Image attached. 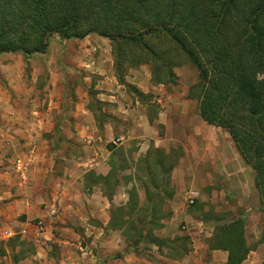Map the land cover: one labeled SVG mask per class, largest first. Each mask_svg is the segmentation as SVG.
I'll return each instance as SVG.
<instances>
[{"label":"rangeland","instance_id":"1","mask_svg":"<svg viewBox=\"0 0 264 264\" xmlns=\"http://www.w3.org/2000/svg\"><path fill=\"white\" fill-rule=\"evenodd\" d=\"M116 43L93 33L85 39L68 40L52 35L44 53L0 56V166L9 173L10 190L22 191L19 182L25 181L15 170L19 158L27 164L26 182L32 177L37 183L34 192L47 191L42 208L51 205V195L60 191L62 184L67 185L84 174L86 186L99 183L111 205L110 212L122 225V253L135 255L138 264H168L169 257L189 250L192 239L200 237V227L202 233L210 230L209 224L199 226L194 221H202L204 205L205 210L219 205L226 220L233 214L244 213L245 230L246 225H256L250 218L264 214V207L255 188L254 171L242 160L226 130L201 120L197 101L189 96L190 88L198 83L194 67L182 59V64L166 75L162 68L160 72L155 70L150 62L132 66L121 58ZM139 55L134 52L130 58ZM112 78L118 84H126L122 85L134 104L135 99L141 102L161 140L154 136L155 139L148 137L143 144L132 139L121 145L110 142L107 163L111 175L99 181L94 170H90L95 167L90 164H95L93 158L101 159L102 153L107 154L102 147L103 139L96 141L97 132L87 129L83 133L82 128L83 123L96 125L109 117L114 119L111 110L114 101L106 99L109 92L101 88L103 82L110 83ZM137 109L140 110V105ZM159 113L162 124L158 123ZM33 145L38 149L31 152L28 149ZM39 155L41 159L44 157L39 162L43 164L34 170L33 161ZM83 162L90 164L84 167ZM50 169L53 178L48 180ZM87 169L90 171L86 172ZM119 191L121 196L118 195L115 205L113 195ZM192 192L197 194L194 198ZM58 196L57 211L51 214V218H58L49 219L58 236L50 242L49 258L41 255L33 258L37 252L34 244L23 241L19 245L20 237L12 235L8 241L0 242V264H120L123 255L115 247L74 241L72 229L79 231L88 218L83 214L71 215L70 208L63 211L60 208L63 201ZM175 196L177 205H182L190 217L184 218V213L173 205ZM260 218L263 227L264 215ZM255 240H250L252 245ZM83 251L92 252L83 258L80 256ZM95 253L103 260L91 258ZM70 255L77 258H67Z\"/></svg>","mask_w":264,"mask_h":264},{"label":"trees","instance_id":"2","mask_svg":"<svg viewBox=\"0 0 264 264\" xmlns=\"http://www.w3.org/2000/svg\"><path fill=\"white\" fill-rule=\"evenodd\" d=\"M92 33L117 42L132 66L150 62L166 75L182 59L194 67L198 83L189 96L199 116L229 133L254 171L264 207V0H0V55L44 53L52 35ZM134 52L140 55L130 58ZM213 218L209 247L228 251L230 264L241 263L250 249L242 219L200 216ZM115 219L112 212L110 227L122 231Z\"/></svg>","mask_w":264,"mask_h":264},{"label":"crops","instance_id":"3","mask_svg":"<svg viewBox=\"0 0 264 264\" xmlns=\"http://www.w3.org/2000/svg\"><path fill=\"white\" fill-rule=\"evenodd\" d=\"M0 56L6 58L12 57L13 55L5 53ZM8 65L11 66L12 64L8 63ZM113 79L114 78H112V80L110 79V83L103 82V86L101 88L104 87L105 91L109 92L105 94L106 99L114 101L111 109L113 112L112 117L114 119H110L109 117L108 120L106 119L102 122H98L96 125L95 122L93 124L90 123V125H85L83 123L84 128H82L83 133L87 129L97 132L96 141L101 142L103 139L102 147L107 153L105 156L102 153L101 159L88 157L93 158L91 161H94L95 164H90V162L82 163L84 167L89 164L90 167L94 166L95 168L90 170H94V175L96 177H106L110 172V164L108 165L107 163V159L110 155V150L108 149V144L110 142L114 144H116V142H120L119 145H121L132 139L138 140V142L143 144L142 141H145L148 137L155 139L154 136H157V138L161 140L156 127L151 125L152 123H150L149 118L146 116L145 110L141 107V102L135 99L136 101L134 104L132 98L130 99L127 95V90H124L125 86L118 84L116 80ZM140 88L142 89L144 86H140ZM146 88H148V86H146ZM138 105H140V110L137 109ZM163 122L161 114L159 113L158 123L162 124ZM75 129L76 131L78 130L77 128ZM99 142H97L96 147L100 146L98 144ZM37 149V145H33L29 146L28 150L34 152ZM97 150L102 152L100 148ZM38 158L39 159H34L33 161L34 170H37L35 168H38V166L41 168L40 165L43 164V162L40 164L39 162L44 160V157L41 159V155H39ZM90 170L87 169L86 172ZM8 174L9 173H7L5 168L0 166V242L8 241L12 235H16L20 237L21 241L32 242L37 248L36 254L32 256L33 258H38L40 255L41 257L49 258L47 250L49 249L50 242L55 236H58L53 230L55 228H52V225L49 223V221H51L49 219L55 220L58 218L54 216L51 218V214L57 211L56 207L58 202L56 203V199L57 195H59L58 199L63 201L62 204H60V208L63 211L70 208L71 215L81 216V214H83L82 216L88 218V222L84 226L82 225L81 227L83 228H79V231L72 229L73 239L77 244L81 240H87L91 242V244H94V246L99 245L101 247V245H110L109 247H115V251H118L123 255L120 259V264H138V262H136L135 255L132 253H122L124 252V244L121 241L120 231L113 230L109 225L111 205L102 193L99 183L88 187L86 186V182L84 180V174L80 177H75L74 180L71 181L72 185L71 183H68L67 185L62 184L60 191H54L51 195L53 197L51 205L48 202L49 204L42 208L41 204H44L43 196L47 191L45 190L44 193H35L34 191L36 190L37 183L31 177L27 182L26 180L24 182H19V187H21L20 189H22V191L14 193L10 190V179ZM48 175V180L53 178L51 169ZM89 188H91V190H89ZM120 193L121 192L119 191L113 195L112 202L115 205L118 204L116 199ZM38 200L40 201L38 202ZM177 200L178 197L175 196L172 201L173 205L177 206V209L184 213L185 209L182 205H177ZM38 203H40V205ZM203 212L209 213L210 215L217 214L219 218L222 217V209L216 204L209 206L206 210L204 205ZM262 215L264 214L259 213L258 218H250L254 219L257 224L253 226L246 225L247 230H245L243 224L246 244L250 249L246 258L239 264H264V226L261 227L260 218ZM183 216L184 218L190 217V215H187L186 213H184ZM250 217L256 216L252 215ZM236 218H241L242 221H244V213L233 214L232 218L229 220H234ZM257 219H259V222H257ZM70 220H75V222L77 221L76 218H70ZM194 221H196L199 226L209 224L210 230L207 233H202L203 230L200 227V233L202 234L199 233L200 237L196 236L192 239L189 250L180 256L169 257L170 259L168 264H230L228 262V251L222 249H212L209 247V241L212 239L215 231V225H217L216 220L213 222L207 221V219L203 221ZM78 224H80V222ZM63 227L67 228L66 225H63ZM250 235L251 237H249ZM67 237L68 236H66V238ZM253 238L256 240L252 245L250 240ZM107 251L109 250L107 249L106 253ZM90 252L86 253L83 251L80 256L84 258L85 255H88L89 257L91 255ZM60 258L64 257L61 256ZM67 258H77V256L70 255ZM91 258L95 261L103 260V258H101L97 253L92 255ZM73 260L75 262L77 261L76 259Z\"/></svg>","mask_w":264,"mask_h":264},{"label":"built area","instance_id":"4","mask_svg":"<svg viewBox=\"0 0 264 264\" xmlns=\"http://www.w3.org/2000/svg\"><path fill=\"white\" fill-rule=\"evenodd\" d=\"M14 166H15L16 172L20 174L21 178L26 180L25 174L27 173V164L24 162V160H22L20 158L17 159L15 161ZM196 195H197L196 193L192 192L191 198H194Z\"/></svg>","mask_w":264,"mask_h":264},{"label":"water","instance_id":"5","mask_svg":"<svg viewBox=\"0 0 264 264\" xmlns=\"http://www.w3.org/2000/svg\"><path fill=\"white\" fill-rule=\"evenodd\" d=\"M134 244L136 245V244H137V242L135 241V242H134Z\"/></svg>","mask_w":264,"mask_h":264}]
</instances>
